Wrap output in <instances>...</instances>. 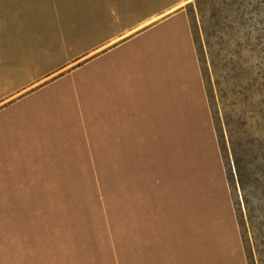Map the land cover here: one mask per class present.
Listing matches in <instances>:
<instances>
[{
	"label": "rangeland",
	"instance_id": "374dc122",
	"mask_svg": "<svg viewBox=\"0 0 264 264\" xmlns=\"http://www.w3.org/2000/svg\"><path fill=\"white\" fill-rule=\"evenodd\" d=\"M15 1L0 0V12ZM228 1L54 0L50 6L38 4L31 10L20 11L9 21H0V72L6 73L10 85H17L28 67L9 63L6 56L10 55L5 54L10 48L21 47L24 41L37 50L30 70L48 74L133 25L151 17L146 25L163 20L128 38L111 54L134 58L136 62L142 54L145 73L151 80L154 78L153 85L157 83L154 75L159 73L162 105L166 102L167 121L174 119L171 126H175V129L168 127L166 132L167 121L163 123L161 140L145 141L147 146L141 150L146 156H137L134 163L131 159L130 170L115 172L111 159H99V189L94 187V179H72L69 173L66 189L59 188L60 180L53 172L50 177L56 181V188L43 189L42 181L48 175L41 172V188L34 204L18 205L14 211L11 209L15 205H8L6 214L11 217L33 213L43 219L52 214L49 207L52 210L57 200L53 214L58 227L65 224V217L68 220L71 216L110 213V203L116 198L143 197L151 191L144 187L164 188L163 185L173 183L177 187L170 190L175 193L177 205L192 212L193 238L198 240L200 264H249L233 210L231 187L225 177L226 132L222 116L231 109L247 115L249 99L244 91L248 85L247 60L254 65L255 76L260 68L259 57L248 53L243 36L238 34V40L233 39V31L241 27H229ZM99 11L104 18L102 23ZM112 11L117 12L114 17L118 19L108 24L106 19ZM9 66L12 67L8 69ZM233 73L236 79L230 78ZM67 75L61 72L59 76ZM3 82L0 77V91ZM44 87L33 93H41ZM22 99L13 100L4 109L14 111ZM251 100L257 104V99ZM40 162L52 166L51 171H62L63 165L70 171L78 160L41 157ZM117 167L122 169L123 164ZM87 182H93V188L84 189ZM160 192L167 193L165 189ZM30 224L36 229L47 225ZM2 225V229H21L20 223L11 219Z\"/></svg>",
	"mask_w": 264,
	"mask_h": 264
},
{
	"label": "crops",
	"instance_id": "0c3cea01",
	"mask_svg": "<svg viewBox=\"0 0 264 264\" xmlns=\"http://www.w3.org/2000/svg\"><path fill=\"white\" fill-rule=\"evenodd\" d=\"M53 1L9 2L1 8L0 21H9L38 4L50 6ZM115 15L112 11L106 23L117 20ZM152 19L102 41L48 74L30 70L37 51L34 45L24 41L21 47L7 50L9 63L26 65L28 70L17 85H10L6 73L0 72L4 81L0 91V264H200L192 212L177 205L170 190L177 187L173 183L164 188L144 187L151 191L143 197L116 198L110 203V213L65 217V224L58 227L53 214L57 200L52 210L47 205L52 214L43 219L33 213L9 217L5 212L8 205L14 204V211L18 205L34 204L41 172L48 175L42 181L43 189L57 186L51 172L57 173L59 188L66 189L69 173L72 179H94L95 184L87 182L84 189L93 184L99 189V159H111L115 172L130 170L131 159L134 163L137 156H146L141 150L147 146L145 141L161 140L167 107L166 102L162 105L159 73L153 85L142 54L138 62L111 54L128 38L163 21L146 25ZM103 21L99 11V23ZM61 72L68 75L60 77ZM43 86L44 91L33 93ZM18 98L23 99L14 111L4 109ZM171 125L174 119L166 122V132L168 127L175 129ZM41 157L78 162L70 171L65 165L62 171H51L52 166L41 164ZM120 163L122 169L117 167ZM9 219L20 223L21 229H2ZM34 222H46V228L36 229L30 224Z\"/></svg>",
	"mask_w": 264,
	"mask_h": 264
},
{
	"label": "trees",
	"instance_id": "16d2710c",
	"mask_svg": "<svg viewBox=\"0 0 264 264\" xmlns=\"http://www.w3.org/2000/svg\"><path fill=\"white\" fill-rule=\"evenodd\" d=\"M227 4L229 27H241L233 31V39L238 40V34L243 36L248 53L259 57L260 69L255 76L254 65L247 60V115L231 109L222 116L226 132L225 177L249 264H264V0H229ZM234 69L231 67V71ZM236 76L233 73L230 78ZM215 85L218 87V81ZM251 97L257 99V104Z\"/></svg>",
	"mask_w": 264,
	"mask_h": 264
}]
</instances>
